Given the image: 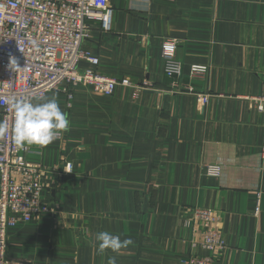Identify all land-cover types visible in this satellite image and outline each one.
<instances>
[{
    "label": "crops",
    "instance_id": "crops-1",
    "mask_svg": "<svg viewBox=\"0 0 264 264\" xmlns=\"http://www.w3.org/2000/svg\"><path fill=\"white\" fill-rule=\"evenodd\" d=\"M108 2L110 30L95 24L82 45L98 64L80 67L144 89L136 98L122 85L110 96L82 85L45 95L70 120L68 131L26 155L43 169L35 200L52 211L8 230L9 264H107L110 256L183 264L192 254L264 264L263 116L251 100L264 90V0ZM170 38L178 41V82L193 93L164 75L161 45ZM193 63L207 65L206 74L189 79ZM196 93L209 95L204 107ZM209 163L222 167L220 176L205 174ZM195 206L217 217L224 246L215 253L200 246L199 227L184 224ZM101 231L134 243L100 254Z\"/></svg>",
    "mask_w": 264,
    "mask_h": 264
},
{
    "label": "built area",
    "instance_id": "built-area-1",
    "mask_svg": "<svg viewBox=\"0 0 264 264\" xmlns=\"http://www.w3.org/2000/svg\"><path fill=\"white\" fill-rule=\"evenodd\" d=\"M112 9L108 0H0V121L9 124L7 134L0 135V264H9L6 257L8 230L18 223H28L41 213L52 209L35 200L37 188L34 178L42 175V167L27 160L30 148L17 151L11 138L12 112L7 100L13 96L33 100L53 91L68 93L76 85L90 87L93 91L110 96L117 85L132 87L136 98L144 86L132 83L127 77L115 78L99 73L93 68H81V61L98 64V57L83 48L93 26L102 31L111 28ZM35 42V44L33 43ZM177 39L170 38L161 45L164 75L173 79L175 87L194 92V88L180 85L182 63L176 59ZM15 59L17 66L10 65ZM207 65L193 63L188 77H201ZM182 89V90H183ZM197 101L204 107L209 95L196 93ZM253 108L263 116L261 154L264 155V90L251 97ZM70 172L73 165L65 164ZM222 167L209 163L204 167L207 176L218 177ZM26 182L21 186L18 179ZM28 183V185H27ZM38 186V187H37ZM259 211V199L255 212ZM217 217L211 208L195 206L186 226L199 227L202 249L215 253L224 246L221 231L216 226ZM196 240L191 241L195 246ZM211 256L190 255L183 264H212Z\"/></svg>",
    "mask_w": 264,
    "mask_h": 264
},
{
    "label": "clouds",
    "instance_id": "clouds-1",
    "mask_svg": "<svg viewBox=\"0 0 264 264\" xmlns=\"http://www.w3.org/2000/svg\"><path fill=\"white\" fill-rule=\"evenodd\" d=\"M12 64L17 66L15 59H10V65ZM35 99L37 100L35 103L28 98L15 96L7 100L12 112L11 138L17 151L33 146L42 149L51 144L57 136L69 130L68 113L61 110L55 95ZM8 131L9 124L0 121V135L7 134ZM95 239L100 254L106 250L119 253L134 243L130 238L121 239L119 235H113L108 231L98 232ZM107 264H117L116 258L108 257Z\"/></svg>",
    "mask_w": 264,
    "mask_h": 264
}]
</instances>
